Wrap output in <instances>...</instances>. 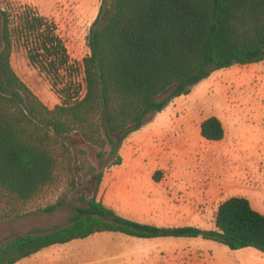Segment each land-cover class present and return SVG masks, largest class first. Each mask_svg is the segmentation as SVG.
<instances>
[{"label":"trees","instance_id":"trees-1","mask_svg":"<svg viewBox=\"0 0 264 264\" xmlns=\"http://www.w3.org/2000/svg\"><path fill=\"white\" fill-rule=\"evenodd\" d=\"M0 15V205L8 207L3 216L55 182L70 153L66 138L79 134L100 149L96 158L105 162L92 196L78 198L85 205L74 207L65 226L10 237L0 245V264H16L45 248L97 233L150 239L196 238L203 231V239L231 251L264 253V215L243 197L221 202L208 230L136 222L97 200L103 172L121 165L118 151L128 135L214 71L264 61V0H102L87 37L89 55L82 61L83 94L62 89L61 102L52 109L14 72L12 34L25 43L29 63L45 72L54 88L68 64L63 43L37 14L25 12L15 30L7 13ZM199 131L207 141L224 137L215 116L203 120Z\"/></svg>","mask_w":264,"mask_h":264},{"label":"rangeland","instance_id":"rangeland-1","mask_svg":"<svg viewBox=\"0 0 264 264\" xmlns=\"http://www.w3.org/2000/svg\"><path fill=\"white\" fill-rule=\"evenodd\" d=\"M101 2L0 0V12L7 13L12 30L20 25L25 12L34 13L47 20L63 43L68 64L54 88L50 77L29 63L25 43L12 34L14 72L50 109L60 104L62 89L83 94L82 61L89 55L87 37ZM1 20L0 15V24ZM167 107L124 140L118 151L123 168H108L137 172L140 187L146 191L120 204L124 214L144 219L145 204H149L154 211H163L166 227L208 230L214 227L218 205L231 196L249 198L253 208L264 214V61L214 71ZM210 116L222 123L224 137L220 141L200 136L199 126ZM65 142L70 153L50 187L31 203L14 205L8 218L3 216L8 207L0 205V245L32 230L48 232L65 226L74 207L85 205L78 198L92 196L96 174L105 164L96 158L100 149L87 144L79 134ZM89 166L95 168L94 173L88 171ZM155 173H159L158 182L153 180ZM115 195L111 193V203ZM58 201L64 204L51 213L43 211ZM133 242L119 233L91 236L80 242L85 253L82 264H131L130 251L136 248ZM185 251V264L206 263V258L189 246ZM231 253L232 264H264V253L255 249Z\"/></svg>","mask_w":264,"mask_h":264},{"label":"crops","instance_id":"crops-1","mask_svg":"<svg viewBox=\"0 0 264 264\" xmlns=\"http://www.w3.org/2000/svg\"><path fill=\"white\" fill-rule=\"evenodd\" d=\"M166 109H168V107H166L162 112L157 113L156 115L163 114ZM122 165L120 167H122ZM128 167L129 166L124 168ZM119 168L107 169L103 172L97 200H100L105 206L114 210L117 214L125 218L157 227H166L162 224V219L164 218L163 211H161V213H159L158 210L154 211L152 207L149 206V204H145V206L148 208H146L147 215L144 219L129 218L127 214H124V211L123 209H121L120 204L128 199L133 200L132 196H135L137 193L146 194V191H144V189L140 187V176L137 172L118 170ZM113 192H115L116 195L112 197L113 203H111L110 195ZM231 197H243L250 202L249 198L245 196ZM98 234L109 233H97L94 235ZM83 240H74L63 245H54L45 248L28 258L20 260L17 263L82 264L84 259L83 256L85 257V253H83L82 249V246L84 244L80 242H82ZM132 240H134L133 244L136 246V248H133V250L130 251L131 264H171V260L173 264H185L187 256L185 249L187 246L190 247V250L192 252H197L199 256L203 257L204 259L206 258V263L203 261L202 264H232L230 256L232 255L231 250L214 241L205 240L201 236L196 238H132ZM70 250H72V252H70ZM69 258H71L72 260L68 261ZM115 258H118V256H115Z\"/></svg>","mask_w":264,"mask_h":264},{"label":"water","instance_id":"water-1","mask_svg":"<svg viewBox=\"0 0 264 264\" xmlns=\"http://www.w3.org/2000/svg\"><path fill=\"white\" fill-rule=\"evenodd\" d=\"M202 235H203V231H200V233H199V236H201V237H202Z\"/></svg>","mask_w":264,"mask_h":264}]
</instances>
